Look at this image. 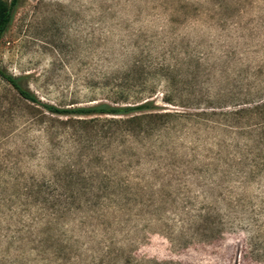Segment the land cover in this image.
<instances>
[{"label":"rangeland","instance_id":"rangeland-1","mask_svg":"<svg viewBox=\"0 0 264 264\" xmlns=\"http://www.w3.org/2000/svg\"><path fill=\"white\" fill-rule=\"evenodd\" d=\"M0 66V264H264V0H20Z\"/></svg>","mask_w":264,"mask_h":264},{"label":"trees","instance_id":"trees-1","mask_svg":"<svg viewBox=\"0 0 264 264\" xmlns=\"http://www.w3.org/2000/svg\"><path fill=\"white\" fill-rule=\"evenodd\" d=\"M20 0H0V40L8 30L14 16L15 9L19 5ZM0 77L9 83L23 98L38 102L39 100L26 86L22 83V78L9 74L3 67L0 66ZM46 109L53 113H70L78 114H125L132 108L112 106L107 103L96 104L94 106H84L78 108H58L51 104H43ZM145 107L146 104H143ZM255 160V159H254ZM253 160V161H254ZM252 168V166H250Z\"/></svg>","mask_w":264,"mask_h":264}]
</instances>
